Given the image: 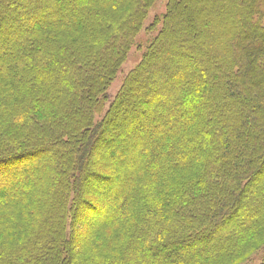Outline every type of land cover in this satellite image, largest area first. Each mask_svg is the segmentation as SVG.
<instances>
[{"label": "trees", "instance_id": "trees-1", "mask_svg": "<svg viewBox=\"0 0 264 264\" xmlns=\"http://www.w3.org/2000/svg\"><path fill=\"white\" fill-rule=\"evenodd\" d=\"M58 1L0 0V264L262 251L264 0H165L112 97L156 0Z\"/></svg>", "mask_w": 264, "mask_h": 264}, {"label": "rangeland", "instance_id": "rangeland-1", "mask_svg": "<svg viewBox=\"0 0 264 264\" xmlns=\"http://www.w3.org/2000/svg\"><path fill=\"white\" fill-rule=\"evenodd\" d=\"M50 1H52L51 2L52 4H57L58 6L59 5L62 6V4L59 3L58 0H22L23 3H29V4L31 3V4H34L36 6L44 5L47 2L50 3ZM165 4H166L165 0H156L155 3L153 4L152 8L148 11V15H147L141 29L139 30L138 34L136 35L135 40H134V42H133V44H132V46H131L128 54H127V57H126L124 63L121 65L120 71L118 72L116 78L113 80V82L110 84V87L108 88V91H107L108 96H110V97L114 96V94L118 91L119 87L121 86L123 78L126 76V74L139 63V61L142 57V54L145 51V48L147 47V45L149 44V42L151 41V39L153 38V36L155 35V33L159 29V25H157L155 27V29H150V25L154 22L155 17H160L161 14L164 13ZM17 19L19 20L18 22L20 24L29 22V20H25V18H23L21 16H17ZM103 150H104V152L107 153L108 147L105 146L103 148ZM90 159L92 161H96L97 165L99 163L101 164V163H105L108 160H111L110 155H108V154L104 155L100 159V157H98L96 153H92V155L90 156ZM98 167L100 168L99 165H98ZM257 180L258 179L256 178L253 183H257ZM90 189L95 190V187H93V184H92V188H90ZM255 204L256 203H254L253 201H248L247 204H243V208H242L241 212L246 213L250 208H255ZM241 212H240V214H241ZM237 217H238V220H241V218H243L242 216H237ZM79 221L85 222L89 228H93L94 225L96 226L98 224L94 220L95 224L90 225L88 220H87V217H85V214L82 217H80ZM99 221H101V220H98L97 222H99ZM77 225H78V227L76 228L77 231H81V232H74V236H73L74 246H75V244L77 246V243L82 241V236L84 233V229L82 227H80L79 224H77ZM263 256H264V249L260 252H257V253L251 252L249 255H246L245 257H241L240 259H238L236 262H234L232 264H256V263L260 262V260L262 259Z\"/></svg>", "mask_w": 264, "mask_h": 264}]
</instances>
